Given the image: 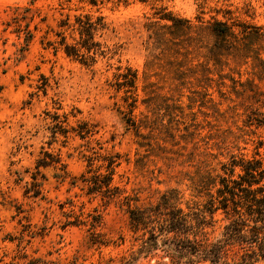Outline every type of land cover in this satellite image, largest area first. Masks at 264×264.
Segmentation results:
<instances>
[{"label": "rangeland", "instance_id": "rangeland-1", "mask_svg": "<svg viewBox=\"0 0 264 264\" xmlns=\"http://www.w3.org/2000/svg\"><path fill=\"white\" fill-rule=\"evenodd\" d=\"M160 7L195 26L200 25L199 19L203 25L235 19L264 25V0H99L95 6L85 0H0V264H119L137 248L140 233L132 231L126 207L115 203L104 207L100 197L85 195L80 182L72 185L87 170L88 156L120 155L114 182L126 194L138 196L133 204L149 206L164 192L177 188L185 208L192 198L189 177L197 170V160L190 155L194 142L202 148L212 147L225 136L229 150L251 156L252 139L264 138L263 128L244 126L245 109L231 92V81L221 87L223 94L215 83L213 87L198 83L202 57L190 54L191 62L182 68L185 78L180 79L175 71L184 58L152 47L146 24L156 19ZM87 12L104 16L109 28L99 39L110 49L89 67L46 45L57 39L55 31L62 18ZM204 36L210 40L208 34ZM126 67L138 73L135 120L142 118L141 112L147 113L143 101L150 96L159 93L165 96L158 99L159 104H171L163 99H176L179 90L184 106L196 95L192 91L211 93L218 111L209 102L203 105L196 95L195 114L189 115L187 123L199 124V135L188 144L178 133L177 145L164 132L156 139L137 137L123 113L127 111L126 93L116 84L117 75ZM188 67L197 72H189ZM240 70V80L246 81V69ZM233 76L239 78L237 73ZM58 117L66 119L61 123L70 130L68 134L55 133ZM163 118V123L169 122L168 116ZM84 123L91 133L81 138L78 130ZM42 157L60 162L40 166L38 171ZM212 165L218 167L217 161ZM94 208L102 214L98 231L108 241L105 245L91 242L88 225H64L81 211L86 217ZM215 220L207 228L211 240L221 235L227 222L220 212ZM157 260L142 264H158ZM164 262L169 264L167 259Z\"/></svg>", "mask_w": 264, "mask_h": 264}, {"label": "trees", "instance_id": "trees-1", "mask_svg": "<svg viewBox=\"0 0 264 264\" xmlns=\"http://www.w3.org/2000/svg\"><path fill=\"white\" fill-rule=\"evenodd\" d=\"M85 1L92 6L99 2ZM155 14L156 19L146 24L149 42L153 48L160 49L170 57L184 58L183 62L177 64V76L185 78L186 72L182 68L191 62L188 58L190 54L193 53L194 58L202 57L203 61L198 63V72H201L198 83L205 82L207 87H213L215 83L223 94L221 87L226 86V80L231 81V92L241 99L239 105L245 109L244 126L264 130V25L238 19L213 20L203 25V21L199 19L200 25L195 26L189 19L167 11L166 7L158 8ZM58 28L55 31L57 39L46 43L55 53L62 51L67 57L89 67L110 51L105 49L106 46L99 39L109 28L102 15L87 12L74 15L73 19L66 15L59 21ZM205 33L210 36L209 41L204 39ZM202 49L205 51L202 52ZM243 67L249 75L246 81L240 80V69ZM187 70L193 74L197 72L191 67ZM234 73L239 75L238 79L233 76ZM214 75L218 79H214ZM117 79V88L124 89L126 93L124 100L127 102V111H123L125 120L129 128L135 130L136 136L144 140L147 137L161 138L159 136L164 132L174 145L180 143L176 140L177 133L186 144L193 142L195 136L199 135L200 125L194 121L187 123V120L190 114H195L192 111L193 103L199 96L203 105L209 102L210 108L218 111L211 93L192 91L198 97H189L190 103L184 106L179 90L176 99H163L171 100V104H159L158 99L165 97L159 93L150 96L149 100L143 101L147 113L141 112L142 118L135 120L133 112L138 101V73L131 67H126L124 72L117 75ZM166 116L169 117V122L165 124L163 117ZM64 121L56 118L55 133L60 130L68 134L70 130L61 123ZM143 129L149 130V133L143 134ZM155 132H158V136H154ZM90 133L91 129L86 123L78 130L81 138ZM252 134L255 132L252 131ZM163 141L167 142V139ZM252 142L254 153L251 156L229 150L225 136L219 138L212 147L202 148L194 142L190 155L193 161L194 158L197 160V170L189 177L192 198L185 202V208L177 188L164 192L156 203L149 206L133 204L139 200L138 196L126 194V190L114 182L117 167L121 163L118 153L88 156L87 170L79 178H75L72 185L80 182L85 195L91 199L100 197L104 207L111 203L126 207L132 231L140 233L136 237L139 243L136 249L122 257L119 264H142V261L150 262L153 258L159 259L158 264H165V259L169 264H258L264 261V151L260 150L264 148V138L259 136L252 139ZM139 144L144 146L143 142ZM234 147L240 150L238 145ZM209 148L218 152L213 153ZM220 156L226 160H219ZM49 158L42 157L38 160V171L40 166L60 162L54 157ZM214 161H217L218 167L212 165ZM82 209L83 205L80 210ZM219 212L227 222L221 235L211 240L207 228L213 226L215 215ZM69 224L88 225L92 243L105 245L108 242L98 231L102 224V214L97 208L86 217L81 211L74 215V220H68L64 225Z\"/></svg>", "mask_w": 264, "mask_h": 264}]
</instances>
